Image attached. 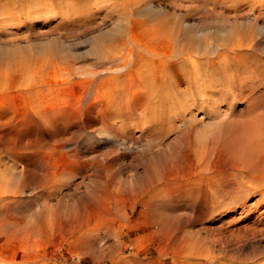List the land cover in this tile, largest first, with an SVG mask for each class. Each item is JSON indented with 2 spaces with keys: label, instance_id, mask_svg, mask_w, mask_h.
<instances>
[{
  "label": "rangeland",
  "instance_id": "rangeland-1",
  "mask_svg": "<svg viewBox=\"0 0 264 264\" xmlns=\"http://www.w3.org/2000/svg\"><path fill=\"white\" fill-rule=\"evenodd\" d=\"M37 1L0 8V264H264V0Z\"/></svg>",
  "mask_w": 264,
  "mask_h": 264
},
{
  "label": "bare ground",
  "instance_id": "bare-ground-1",
  "mask_svg": "<svg viewBox=\"0 0 264 264\" xmlns=\"http://www.w3.org/2000/svg\"><path fill=\"white\" fill-rule=\"evenodd\" d=\"M1 1H4V0H1ZM14 1H16V0H14ZM23 1H24V0H23ZM29 1H30V0H29ZM38 1H39V0H38ZM38 1H37V2H38ZM48 1H49V0H48ZM48 1H47V2L45 1V3H48ZM51 1H52V0H51ZM60 1H61V0H60ZM62 1H64V0H62ZM95 1H98V0H95ZM99 1H100V0H99ZM101 1H102V0H101ZM101 1H100V2H101ZM103 1H104V0H103ZM103 1H102V2H103ZM105 1H106V0H105ZM110 1H111V0H110ZM127 1H129V0H127ZM127 1L125 2V1L123 0L121 3H124V4H125V3H127ZM134 1H135V0H134ZM4 2L7 3L8 0H5ZM12 2H13V1H12ZM18 2H19V0H18ZM18 2H17V4H18ZM26 2H27V0H26ZM26 2H25V3H26ZM32 2L34 3V1H32ZM35 2H36V0H35ZM54 2H55V1H54ZM217 2H218V0H217ZM219 2H222V1L219 0ZM226 2H227V1H226ZM226 2H225V4H226ZM6 3H5L4 5H3V3H0V8H1V10L3 9V15H5V10H6L5 7L8 8V5H6ZM8 3H11V2H8ZM13 3H14V2H13ZM13 3H12V4H13ZM27 3H28V2H27ZM27 3H26V4H27ZM39 3H40V4L43 3V0L40 1ZM45 3H43V4H45ZM49 3H50V2H49ZM52 3H53V2H52ZM98 3H99V2H98ZM133 3H134V2H133ZM63 4H64V2H63ZM94 4H95V3H94ZM96 4H97V2H96ZM110 4H111V3H110ZM118 4H119V3H118ZM118 4H117V5H118ZM5 5H6V6H5ZM9 5H10V4H9ZM34 5H35V4H34ZM36 5H37V4H36ZM46 5H47V4H46ZM50 5L52 6L51 3H50ZM50 5H48V6H50ZM65 5H66V6H65ZM65 5H64V8H65V7L67 8V4H65ZM99 5H100V4H99ZM99 5H98V6H99ZM130 5H133V4H130ZM3 6H5V7H3ZM11 6H12V5H11ZM15 6H17V5H15ZM30 6L33 7V5H30ZM44 6H45V5H44ZM44 6H41V10H42V8H43ZM62 6H63V5H62ZM101 6H103V5H101ZM101 6H100V7H101ZM127 6H128V5H127ZM127 6H126V7H127ZM13 7H14V5H13ZM23 7H24V6H23ZM25 7H26V5H25ZM28 7H29V4H28ZM53 7H54V6H53ZM53 7H52V10H53ZM95 7H96V6H95ZM11 8H12V7H11ZM11 8H10V9H11ZM26 8H27V7H26ZM37 8H38V7H37ZM44 8H46V6H45ZM47 8H48V7H47ZM47 8H46V9H47ZM61 8H62V9H61V11H62V10H63V7H61ZM98 8H99V7H98ZM123 8H124V7H123ZM10 9H9V10H10ZM12 9H13V8H12ZM17 9H18V7H17ZM17 9H14V10H17ZM24 9H25V8H24ZM30 9H31V8H30ZM33 9H34V8H33ZM33 9H32V10H33ZM39 9H40V8H39ZM48 9H50V8H48ZM48 9H47V10H48ZM19 10H20V9H19ZM21 10H22V9H21ZM32 10H31V11H32ZM36 10H37V9H36ZM64 10H65V9H64ZM126 10H128V9L126 8ZM31 11H30V12H31ZM53 11H55V13H56V10H53ZM12 12H16V11H11V14H12ZM24 12H25V11H24ZM43 12H44V11H43ZM121 12H122V11H121ZM126 12H128V11H126ZM22 13H23V12H22ZM22 13H21V14H22ZM27 13H28V9H27ZM31 13H34V12H31ZM35 13H36V12H35ZM37 13H40V12H37ZM44 13H46V12H44ZM47 13H50V12H47ZM66 13H68V12H66ZM66 13H65V14H66ZM122 13H123V12H122ZM124 13H125V12H124ZM124 13H123V14H124ZM9 14H10V11H9ZM13 14H14V13H13ZM18 14H20V13H18ZM23 14H24V13H23ZM123 14H122V15H123ZM130 14H131V13H130ZM24 15H26V14H24ZM28 15L30 16V14H28ZM28 15H27V16H28ZM68 15H69V14H68ZM127 15H129V13H128ZM127 15H126V16H127ZM29 16H28V17H29ZM63 16H64V15H63ZM5 17H6V16H5ZM12 17H14V15H13ZM12 17H11V18H12ZM17 17H18V15H17ZM17 17H16V15H15V21H14V22H17V21H16V20H17V19H16ZM21 17H23V16H21ZM0 18H1V16H0ZM128 18H129V17H128ZM128 18H127V19H128ZM132 18H133V16H132ZM19 19L21 20V19H23V18H19ZM24 19H25V18H24ZM123 19L125 20V18H123ZM4 20H5V19H4ZM7 20H9V19H7ZM20 22H22V21H19V23H20ZM17 23H18V22H17ZM123 23H124V21H123ZM1 25H2V24H1ZM119 25H120V24H119ZM124 26H125V25H124ZM128 27H129V26H128ZM119 29H122V28L119 27ZM124 29H125V28H124ZM122 30H123V29H122ZM118 31H120V30H118ZM125 31H126V30H125ZM132 31H134V30H132ZM132 31H131V32H132ZM121 33H122V31H121ZM121 33H119V34H121ZM127 33H129V32H127ZM133 34H134V33H132V35H133ZM150 34H151V32H150ZM150 34H149V36H150ZM169 34H170V32H169ZM132 35H131V36H132ZM134 35H135V34H134ZM134 35H133V36H134ZM151 35H152V34H151ZM166 35H167V34H166ZM122 36H123V37H120V40H117V41H116L117 48H116V46L113 47L115 51L117 50V51H116V55H117V57H119V58L121 57V59L118 60V61H117V60H116V61L114 60L115 62H114L113 60H111V62H109V65H110V63H111V64H113V65L115 64V66H116V65H117V66H121V68H123L122 65H123V66H125V65L127 66V69H125V67L123 68V69H125V70H124L122 73H119V72H118V73H119V76H118L117 78H115L114 80L111 79V80H113V81H115V82L117 83L118 87H120L119 85H122L126 80H127L128 82H129V81H131V82L134 81V80H133L134 77H133V75L131 74V70H132V66H133V65H132L133 58H132L131 55H132V54L134 55L133 52H134L135 49H136V51H137V48H136V47H137V44H136V43H137V42H136L137 40L132 39V37H131L130 35L124 36V35L122 34ZM135 36H136V35H135ZM153 36H154V35H153ZM167 36H168V35H167ZM151 37H152V36H151ZM159 37H160V36H159ZM164 37H165V36H164ZM247 37H250V36H247ZM121 38H122V39H121ZM133 38H134V37H133ZM135 38H137V37H135ZM147 38H148V37H147ZM149 38H150V37H149ZM241 38H242V37H241ZM241 38H240V40H241ZM137 39H138V38H137ZM145 39H146V38H145ZM145 39H144V41H145ZM150 39H151V38H150ZM159 39H160V38H159ZM171 39L173 40V38H169V36H168V40H171ZM245 39H246V38H245ZM245 39H243L242 42H244ZM147 40H149V39H146V41H147ZM154 40H155V39H154ZM156 40H158V39H156ZM166 40H167V39H166ZM176 40H177V39H176ZM246 40H247V39H246ZM246 40H245V41H246ZM250 40H251V39H249V40H247V41H250ZM134 41H135L136 43H135ZM139 41H140V39H139ZM142 41H143V40H142ZM142 41H140V42H141L142 44H145L146 41H145L144 43H143ZM149 41H150V40H149ZM179 41H180V40H179ZM237 41H238V40H237ZM150 42H151V41H150ZM152 42H153V41H152ZM154 42H155V41H154ZM242 42H241V41H238V42H235V41H234L232 47H231L232 44H231V45L228 44V47H225V45H224L225 48L222 47V48H224V49H222V51L220 52V54L222 55L221 57H224V59H225V60H224V59L221 60V63H223L224 67H223V65H222L223 68H221V69H220V67L217 68V69H216L217 72L225 73V77H231L230 79H232L233 77H235V76H231V75H234V74L236 75V73L239 72V70H238L237 68H235V69L237 70V72L235 73L236 70L234 71V66H233V68L230 67L231 64H229V63H230L229 61H233L234 58H238V59H239V57L241 58L240 60H243V59H244V57H245V55H244L245 50H243L242 47H246V46H247V43H246V46H243L244 43H242ZM251 42H252V41H251ZM147 43H148V42H147ZM156 43H157V42H156ZM177 43H178V42H177ZM248 44H249V43H248ZM140 45H141V44H140ZM166 45H167V44H166ZM177 45H179V44H177ZM183 45H184V44H183ZM229 45H230V46H229ZM234 45H235V46H234ZM250 45H251V44H250ZM250 45H249V46H250ZM144 46H146V45H144ZM144 46H143V48H144ZM151 46H152V45H151ZM226 46H227V45H226ZM138 47H139V46H138ZM177 47H179V46H177ZM247 47H248V46H247ZM109 48L112 49L111 47H109ZM141 48H142V47H141ZM152 48H153V47H152ZM159 48H160V47H159ZM171 48H172V45H171ZM186 48H187V47H186ZM186 48H185V50H186ZM104 49H105V48H104ZM145 49H146V48H145ZM167 49H168V48H167ZM167 49H166V51H167ZM172 49H173V48H172ZM172 49H171V50H172ZM182 49H183V48H182ZM220 49H221V48H220ZM105 50H108V48H106ZM114 50H108L109 52L106 51L105 56H106L108 53H113V54H115V53H114ZM147 50H148V49H147ZM147 50H146V51H147ZM152 50H153V49H152ZM169 50H170V49H169ZM173 50H174V49H173ZM173 50H172V51H173ZM179 50H180V49H179ZM142 51H143V50H142ZM146 51H145V52H146ZM154 51H155V50H154ZM154 51H152V52H154ZM159 51H160V50H159ZM177 51H178V50H177ZM180 51H181V50H180ZM180 51H179V52H180ZM186 51H188V50H186ZM189 51H190V50H189ZM189 51H188V52H189ZM219 51H220V50H219ZM219 51H218V52H219ZM137 52H141V51H137ZM143 52H144V51H143ZM160 52H161V51H160ZM160 52H159V53H160ZM169 52H170V51H169ZM173 52H174V51H173ZM192 52H193V51H191V53H192ZM157 53H158V52H157ZM166 53H167V52H166ZM180 53H181V56H182L184 59H185V58H188L191 62H192V61L195 62V59L198 60V59H197L198 57H196L195 55L191 56V55H188L186 52H180ZM143 54H144V53H143ZM148 54H149V53H148ZM175 54H176V53H175ZM175 54H173V53L170 52V54H167L166 56H168V57L171 56V57H172V56L175 55ZM220 54H219V55H220ZM116 55H115V56H116ZM135 55H136V54H135ZM141 55H142V53H141ZM154 55H155V54H154ZM154 55H153V58H154ZM156 55H157V54H156ZM162 55H163V52H162ZM162 55H161V56H162ZM130 56H131V57H130ZM143 56H144V55H143ZM147 56H150V54L147 55ZM147 56H146V57H147ZM151 56H152V55H151ZM164 56H165V55H164ZM175 56H176V55H175ZM182 57H181V58H182ZM207 57H208V56H207ZM207 57H205V58H207ZM221 57H220V58H221ZM233 57H234V58H233ZM134 58H135V57H134ZM158 58H159V57H158ZM176 58H177V57H176ZM201 58H202V57H201ZM203 58H204V57H203ZM212 58H213V57H212ZM212 58H211V59H212ZM216 58H218V56H217ZM216 58H215L214 60H216ZM220 58H218V60H219ZM112 59H113V58H112ZM147 59H148V58H147ZM149 59H150V58H149ZM166 59H167V58H166ZM221 59H222V58H221ZM238 59H237V60H238ZM18 60H19V59H18ZM162 60H163V58H162ZM167 60H168V59H167ZM180 60H181V59H180ZM185 60H187V59H185ZM202 60H203V59H202ZM202 60H201L200 62H202ZM209 60H210V59H209ZM138 61H139V59H138ZM143 61H144V60H143ZM145 61H146V60H145ZM145 61L142 62V63H146V62L148 63V62H149V60L146 61V62H145ZM163 61H164V60H163ZM178 61H179V60H178ZM183 61H184V60H183ZM203 61H204V60H203ZM206 61H207V60H206ZM210 61H211V60H210ZM234 61L236 62V60H234ZM106 62H107V61H106ZM133 62H134V61H133ZM150 62H151V61H150ZM166 62H167V61H166ZM186 62H187V61H186ZM211 62H213V59H212ZM211 62H210V63H211ZM218 62H220V61H218ZM228 62H229V63H228ZM107 63H108V62H107ZM170 63H171V62H169V64H170ZM187 63H188V62H187ZM187 63H186V64H187ZM214 63H215V61H214ZM231 63H232V62H231ZM127 64H128V65H127ZM160 64H161V63H160ZM162 64H164V63H162ZM178 64H181V63L179 62ZM186 64H185V65H186ZM207 64H208V63H207ZM207 64H206V65H207ZM211 64H212V63H211ZM216 64H217V63H216ZM148 65L150 66L149 63H148ZM148 65L145 64L144 67H146V66H148ZM172 65H173V64H172ZM172 65H171V66H172ZM190 65H192V64H190ZM194 65L198 67L200 64H199V62L197 61V63H194ZM203 65H204V64H203ZM208 65H209V64H208ZM212 65H213V64H212ZM218 65H219V64H218ZM110 66H111V65H110ZM149 66H148V67H149ZM163 66H164V65H163ZM165 66H166V65H165ZM167 66H168V65H167ZM167 66H166V67H167ZM183 66H184V65H183ZM183 66H180V68H182ZM186 66H187V65H186ZM186 66H184V68H185ZM220 66H221V64H220ZM107 67H108V66H107ZM111 67H112V66H111ZM111 67H110V68H111ZM133 67H134V66H133ZM159 67H160V66H159ZM173 67H174V66H173ZM190 67H192V66H190ZM197 67H196V68H197ZM203 67H204V66H203ZM203 67L201 66V68H203ZM217 67H218V66H217ZM110 68H109V70H110ZM116 68H117V67H116ZM161 68H162V67H161ZM169 68H170V67L168 66V69H167V70H169ZM199 68H200V67H198V70H197V69L194 70L195 73H191V72H193V71L190 72L191 69H189V68H188V69H189L188 71H189V73L191 74V76H194L195 78H197L198 76H200V75H199L200 72H197V71H200V70H201V69L199 70ZM112 69H113V68H112ZM112 69H111L110 72H112ZM134 69H135V68H134ZM141 69H142V68H141ZM141 69H140V70H141ZM146 69H147V67H146ZM172 69H173V68H172ZM172 69H170V70H172ZM182 69H183V68H182ZM194 69H195V68H194ZM107 70H108V68L106 69V72H107ZM121 70H122V69H121ZM184 70H185V69H184ZM186 70H187V69H186ZM205 70H206V68H205ZM113 71L115 72V70H113ZM116 71H117V70H116ZM134 71L137 73L136 70H134ZM134 71H133V72H134ZM144 71H146V70H144ZM163 71H164V70L162 69L161 72H163ZM181 71H182V70H181ZM188 71H187V72H188ZM202 71H203V70H202ZM202 71H201V72H202ZM206 71H207V70H206ZM165 72H166V71H165ZM167 72H169V71H167ZM185 72H186V71H185ZM185 72H183V73H185ZM203 72H204V71H203ZM203 72H202V73H203ZM211 72H213V71H211ZM116 73H117V72H116ZM170 73H171V72H170ZM205 73H206V72H204V74H205ZM213 73H214V72H213ZM239 73H242V72L240 71ZM108 74L110 75V73H108ZM111 74H112V73H111ZM143 74H145V73H143ZM147 74H148V73H147ZM147 74H145V76H146ZM171 74H172V73H171ZM177 74H179V73H177ZM190 74H189V75H190ZM193 74H194V75H193ZM207 74H208V73H207ZM113 75H114V74H113ZM115 75H116V74H115ZM131 75H132V76H131ZM140 75L142 76V74H140ZM169 75H170V74H169ZM172 75H173V74H172ZM172 75H171V76H172ZM219 75H220V74H219ZM238 75H239V74H238ZM238 75H237V76H238ZM243 75H244V74H243ZM143 76H144V75H143ZM147 76H148V75H147ZM173 76H174V75H173ZM210 76H211V75H210ZM215 76H217V75H215ZM223 76H224V74H223ZM245 76H246V75H245ZM248 76H249V74H248ZM110 77H111V75H110ZM115 77H116V76H115ZM184 77H185V76H184ZM184 77H183V78H184ZM211 77H213V76H211ZM240 77H243V76H242V75H241V76L239 75V78H240ZM112 78H113V77H112ZM148 78H149V77H148ZM169 78H170V77H169ZM174 78H176V75L174 76ZM199 78H200V77H199ZM199 78H198V79H199ZM201 78H202V77H201ZM216 78H217V77H216ZM216 78H215V79H216ZM108 79H109V78H108ZM108 79H106V80H108ZM141 79H144V80H145V79H147V77H144V78H141ZM167 79H168V78H167ZM185 79H187V78H185ZM203 79H204V78H203ZM206 79L209 80L208 78H206ZM215 79L212 78L213 81L218 80V79H216V80H215ZM234 79H236V78H234ZM234 79H233V80H234ZM111 80H110V81H111ZM139 80H140V79H139ZM171 80H172V78H171ZM171 80H170V81H171ZM174 80H175V79H174ZM177 80H178V79H177ZM192 80H193V79H192ZM201 80H202V79H201ZM201 80H200V81H201ZM242 80H243V79H242ZM140 81H142V80H140ZM147 81H148V80H147ZM178 81H179V80H178ZM187 81H188V80H187ZM193 81H196V80H193ZM200 81H199V82H200ZM213 81H212V82H213ZM218 81H221V79L218 80ZM218 81H217V82H218ZM246 81H247V80H246ZM106 82H107V81H106ZM138 82H139V81H138ZM149 82H150V79H149ZM164 82H165V81H164ZM172 82H174V81H172ZM175 82H176V80H175ZM197 82H198V81H197ZM197 82H196V83H197ZM202 82H204V81L202 80ZM202 82H201V84H202ZM206 82H207V81H206ZM237 82H238V81H237ZM242 82H243V81H242ZM112 83H113V82H112ZM126 83H127V82H126ZM143 83H147V82H144V81H143ZM179 83H180V82H179ZM219 83H220V82H219ZM240 83H241V82H240ZM244 83H245V81H244ZM128 84H131V83H128ZM169 84H170V83H169ZM192 84H194V83H192ZM198 84H199V83H198ZM211 84H212V83H211ZM124 85H125V84H124ZM126 85H127V84H126ZM141 85H143V84L141 83ZM148 85H149V84H148ZM151 85H152V84H151ZM171 85L174 86L172 83H171ZM175 85H176V84H175ZM203 85H204V87H205L206 84L203 83ZM214 85H215V83H214ZM234 85H235V84H234ZM143 86H144V85H143ZM198 86L200 87V85H198ZM124 87H126V86H124ZM175 87H176V89H177V87H179V85H177V86H175ZM215 87H216V86H214V88H215ZM234 87H235V86H234ZM127 88H128V87H127ZM129 88H131V87H129ZM171 88H173V87H170V90H172ZM201 88H203V86H202ZM205 88L207 89V86H206ZM214 88H213V90H214ZM168 89H169V87H168ZM168 89H167V90H168ZM173 89H174V88H173ZM176 89H175V90H172V91H173L172 94H173L174 92L176 93ZM178 89H179V88H178ZM203 89H204V88H203ZM127 90H128V89H127ZM170 90H169V91H170ZM207 90L209 91V89H207ZM146 91H147V90H146ZM123 92H124V91H123ZM170 92H171V91H170ZM126 93H127V92H126ZM167 93L169 94L168 91H167ZM175 93H174V94H175ZM102 94H103V93H102ZM102 94H101V95H102ZM124 94H125V93H124ZM164 95H165V94H164ZM167 96H168V95H167ZM175 96L178 97V93H177V95H175ZM158 97H159V96H158ZM168 97H169V96H168ZM177 99H178V98H177ZM158 100H160V98H159ZM170 100H171V98H170ZM175 100H176V98H175ZM172 101H173V100H172ZM173 102H174V101H173ZM170 103H171V102H170ZM175 104H176V103H175ZM179 104H181V103L179 102L177 105H179ZM122 105H124V104H122ZM122 105H121V106H122ZM181 105H182V104H181ZM183 105H184V103H183ZM119 107H120V106H119ZM123 107H125V106H123ZM176 107H177V106H176ZM121 108H122V107H121ZM171 108H172V107H171ZM124 109H125V108H123V109H121V110H124ZM125 111H126V110H125ZM181 111H182V110H181ZM120 112H121V111H120ZM120 112H119V114H120ZM178 112H179V111H178ZM123 113H124V112H123ZM182 113H184V112H182ZM182 115H183V114H182ZM123 116H124V115H123ZM125 116H126V115H125ZM172 116H173V114H172ZM183 117H184V116H183ZM120 118H121V116H120ZM121 120H122V118H121ZM126 120H127V119H126ZM122 121H123V120H122ZM189 121H190V119H189ZM188 123H190V122H188ZM191 123H192V122H191ZM187 128H188V126H187ZM253 134H254V133H253ZM242 136H243V135H242ZM251 136H253V135H251ZM239 137H240V136L238 135L237 138H238L239 141L237 140L238 143L236 142V146H235V143H234V146H235V150L240 151V152H244V155H245V156H242V155H241V156H242L241 158H244L243 160H244L245 162H247V164H249V165H250V164L257 165V166L263 165V162H264V153H260V152L257 150V148H256L257 145L255 144L256 142H254V141H253V142H250V140L248 141L247 138H243V137H242L241 139H239ZM253 137H254V136H253ZM237 138H236V139H237ZM234 140H235V139H234ZM234 140H233V141H234ZM254 140H255V139H254ZM229 142H230V141H229ZM229 144H230V143H229ZM229 144H228V145H229ZM231 145H233V144H230V146H231ZM222 147H223V145H222ZM232 147H233V146H232ZM232 147H231V148L229 147V149H233L232 151H233V152H236V151L234 150V147H233V148H232ZM229 149H228V152L230 151ZM224 150H225V149H224ZM247 150H248L249 152H254L255 156L257 155V159H256V160L254 159L255 156H252L251 158H249V156L247 157V156H246V152H247ZM221 151H223V148L221 149ZM221 151H220V155H222V154H221ZM232 151H230V152H231V155H232V153H233ZM218 152H219V151H218ZM224 152H226V150H225ZM227 154H228V153H227ZM227 154H226V155H227ZM236 154L238 155L237 152H236ZM220 155H219V156H220ZM223 155H225V153H224ZM233 155H235V153H234ZM233 155H232V157H233ZM237 155H236V157H237ZM238 156H239V155H238ZM226 157H227V156H226ZM229 157H230V156H229ZM234 158H235V157H234ZM199 159H200V158H199ZM235 159H237V161L242 160V159H240V158H235ZM238 159H240V160H238ZM187 160H188V159H187ZM200 160H201V159H200ZM229 160H230V159H229ZM231 161H232V160H231ZM200 162H201V161H200ZM200 162H199L198 164H200ZM242 164H243V163H242ZM242 164H241V165H242ZM204 165H205V164H204ZM244 165H245V164H244ZM198 166H201V165H198ZM202 166H203V164H202ZM205 166H206V165H205ZM205 166H204V167H205ZM209 166H210V165H209ZM214 166H215V165H214ZM214 166H213V167H214ZM239 166H240V165H239ZM239 166H238V168H239ZM251 166H252V165H251ZM251 166H250V167H251ZM206 167H207V166H206ZM206 167H205V168H206ZM216 167H217V166H216ZM225 167H226V166H225ZM235 167H236V166H235ZM207 168H210V167H207ZM211 168H212V166H211ZM241 168H242V167H240V170H241ZM255 168H256V167H255ZM224 169H225V168H224ZM206 170H207V169H206ZM220 170H222V172H223V169H220ZM240 170H239V171H240ZM214 171H215V170H214ZM217 171H219V170L217 169ZM225 171H226V170H225ZM227 171H228V170H227ZM255 171H257V169H255ZM219 172H221V171H219ZM222 172H221V173H222ZM232 172H233V171H232ZM229 173H230V172H229ZM240 173H241V171H240ZM255 173H256V172H255ZM258 173H259V172H258ZM258 173H257V175H258ZM260 173H262V171H261ZM224 174H225V173H223V175H224ZM241 174H242V173H241ZM225 175H227V174H225ZM225 175H224V176H225ZM229 175H230V174H229ZM255 175H256V174H255ZM255 175H254V176H255ZM241 176H242V175H241ZM243 176H244V175H243ZM262 176H263V174H262ZM262 176H261V177H262ZM227 177H228V176H227ZM261 177H258V178H261ZM241 178H242V177H241ZM246 178H247V177H246ZM243 180H244V179H243ZM263 218H264V217H263ZM217 232H218V231H217ZM226 236H227V235H226ZM218 238H219V237H218ZM232 242H233V241H232ZM222 243H223V242H222ZM224 261H225V260H224ZM216 262H217V261H216ZM220 263H222V262L219 261L218 264H220Z\"/></svg>",
  "mask_w": 264,
  "mask_h": 264
}]
</instances>
